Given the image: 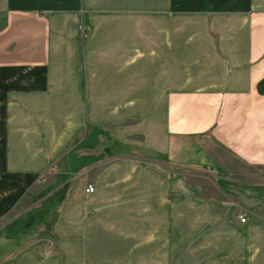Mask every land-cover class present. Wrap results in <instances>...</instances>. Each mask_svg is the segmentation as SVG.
Segmentation results:
<instances>
[{
  "label": "crops",
  "instance_id": "obj_1",
  "mask_svg": "<svg viewBox=\"0 0 264 264\" xmlns=\"http://www.w3.org/2000/svg\"><path fill=\"white\" fill-rule=\"evenodd\" d=\"M3 6L0 225L43 178L92 173L95 192L76 187L53 222L67 259L186 242L207 264H264V0ZM186 166L214 178L203 201L165 174ZM186 208L203 219L183 224Z\"/></svg>",
  "mask_w": 264,
  "mask_h": 264
},
{
  "label": "rangeland",
  "instance_id": "obj_2",
  "mask_svg": "<svg viewBox=\"0 0 264 264\" xmlns=\"http://www.w3.org/2000/svg\"><path fill=\"white\" fill-rule=\"evenodd\" d=\"M4 0H0V29L6 24V18L4 14ZM81 35L85 37L86 30L81 27ZM151 164V163H150ZM155 170L158 168L153 167ZM192 167L181 168V171H165L166 176L173 174L182 175L184 184L188 187L199 200L204 199L207 192L215 190L214 178L209 174L195 173L191 169ZM205 170L202 169V172ZM76 174H74L75 176ZM95 175V174H94ZM92 173L86 178L79 180L68 179L69 181H56L43 178L34 187V193L28 200L22 201L14 210L6 215V218L2 221L0 229L3 226L6 228L0 230V263L3 264H93L91 261L88 263L76 261L81 258L80 253H75L70 259L64 256L62 252L60 239L54 231V219L59 211L62 203L67 196L76 188L80 190L81 194L89 186H92L94 176ZM195 176L196 179L193 177ZM88 186V187H87ZM87 187V188H86ZM94 187V186H92ZM86 193V191H85ZM87 194V193H86ZM209 195V194H208ZM197 199V200H198ZM187 206V205H185ZM187 210H183L182 220L183 224L192 222L191 218L203 219V211H196V214H190ZM12 225V226H9ZM8 226V227H7ZM5 236L4 238H2ZM90 238H82L87 244L90 243ZM182 242H184L182 240ZM119 246V245H118ZM202 247V248H201ZM125 247L122 246L120 257L125 255ZM91 252V246L88 249ZM157 250V248H154ZM203 245L202 246H189L182 244L177 249L176 256L173 255L174 249L171 246H164L160 248V251L156 257H148V261H118V262H106V264H207L205 259L209 256L205 255ZM201 252L198 254V252ZM197 253V254H195ZM108 254V253H107ZM173 255V256H172ZM19 257V261L16 259ZM126 257V256H125ZM124 258V257H123ZM72 260V261H69ZM94 264H103L98 262Z\"/></svg>",
  "mask_w": 264,
  "mask_h": 264
},
{
  "label": "built area",
  "instance_id": "obj_3",
  "mask_svg": "<svg viewBox=\"0 0 264 264\" xmlns=\"http://www.w3.org/2000/svg\"><path fill=\"white\" fill-rule=\"evenodd\" d=\"M95 192V188L92 187V186H89L87 189H86V193L87 194H93ZM247 221V216L246 215H241L240 216V222L241 223H245Z\"/></svg>",
  "mask_w": 264,
  "mask_h": 264
}]
</instances>
